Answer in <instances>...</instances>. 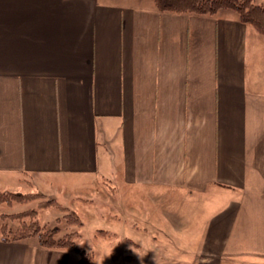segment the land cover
<instances>
[{
    "label": "crops",
    "instance_id": "crops-1",
    "mask_svg": "<svg viewBox=\"0 0 264 264\" xmlns=\"http://www.w3.org/2000/svg\"><path fill=\"white\" fill-rule=\"evenodd\" d=\"M104 181L123 251L85 264H129L126 243L264 264V35L233 9L0 0V191ZM34 239H0V264H82Z\"/></svg>",
    "mask_w": 264,
    "mask_h": 264
},
{
    "label": "rangeland",
    "instance_id": "rangeland-1",
    "mask_svg": "<svg viewBox=\"0 0 264 264\" xmlns=\"http://www.w3.org/2000/svg\"><path fill=\"white\" fill-rule=\"evenodd\" d=\"M254 1L256 2V0ZM257 4L264 7V3ZM104 188L105 191L102 193ZM107 188H114L113 184L104 181L99 183L95 196L92 195H94L96 190L83 189L75 191L70 196L60 195L58 192H54L50 196L43 193L44 196L39 197L36 195L35 199L31 198L23 201L18 199L17 201L15 200L16 202L12 201L16 199V195L11 194L9 196L6 194L5 198L10 199V201H0V213H12V215L9 217L0 215V220H3L10 228L16 231L21 225V219L24 218L27 222H34V224L41 226L39 229L44 230L47 234L57 230V237L67 235L74 239L76 245L80 249L87 251L88 255L91 253L93 256L92 252L94 251L97 258L101 255L104 257L108 253L119 256L123 251L122 239L115 238V233L116 231L120 232V230H117L118 228L115 224L113 225L114 228L111 229L106 226V220L110 219L111 215H115L116 212V209L113 211L114 213L109 209V207L111 209L115 208L116 203L115 195L107 197ZM51 198L54 199L53 203L42 205ZM90 199L92 200L89 201ZM58 201L61 202L62 206L55 203ZM38 205L41 208L38 209L37 213L28 217L21 215V212L26 209L36 208ZM32 231H34L33 226L27 232L30 233ZM2 235H8L7 231H4ZM29 237L38 240L37 235ZM125 246V253L133 257L129 264H159L164 261L161 260V255L153 250H146L144 247L137 249L131 243H126ZM145 247L147 248V246Z\"/></svg>",
    "mask_w": 264,
    "mask_h": 264
},
{
    "label": "trees",
    "instance_id": "trees-1",
    "mask_svg": "<svg viewBox=\"0 0 264 264\" xmlns=\"http://www.w3.org/2000/svg\"><path fill=\"white\" fill-rule=\"evenodd\" d=\"M155 2L158 9L177 13L213 15L222 9H233L237 12L238 19L240 21L251 24L258 32L264 35V7L257 4L254 0H155ZM6 194L9 196H11V194L16 195V199L12 198V201H17L18 199H22V201L31 198L35 199L36 195L39 197L44 196L41 192L19 194L9 191H0V201H10V199L5 198ZM53 200L54 199L52 198L48 199L42 205L51 204L53 203ZM55 203L61 205L60 202ZM39 208H41L40 205L36 208H28L24 212H21V215L27 217L31 216L32 214L37 213ZM0 215L9 217L12 213H0ZM21 221V225L15 231L10 228L8 224L3 222V220H0V239L21 240L32 235H37L41 246L75 251L79 255L80 263L82 264L88 263L92 260V254L90 253L88 255L87 251L80 249L76 245L74 239L68 237L67 235L64 237H57V230L47 234L44 230H40L39 227L41 228V226L34 224V222H27L24 218H22ZM32 226L34 231L28 233L27 231L31 230ZM4 231H7L8 235H2Z\"/></svg>",
    "mask_w": 264,
    "mask_h": 264
}]
</instances>
